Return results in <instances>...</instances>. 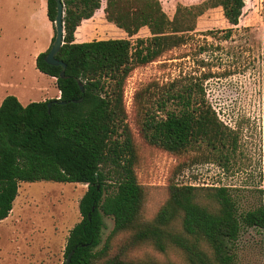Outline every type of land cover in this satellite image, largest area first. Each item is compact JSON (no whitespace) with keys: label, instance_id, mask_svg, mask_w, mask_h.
<instances>
[{"label":"trees","instance_id":"1","mask_svg":"<svg viewBox=\"0 0 264 264\" xmlns=\"http://www.w3.org/2000/svg\"><path fill=\"white\" fill-rule=\"evenodd\" d=\"M62 3L64 44L56 59L65 64L67 78L59 77L61 66L45 63L50 47L35 59L40 73L56 79L59 99L23 106L16 97L6 96L0 103V222L12 211L19 182L84 184L87 190L78 204L81 221L68 234L62 264L70 253L69 264H169L141 253L149 248L161 254L180 252L188 264H233V246L241 232L264 229V202L240 212L230 188L178 185L171 177L164 202L147 217L148 189L137 179L138 154L126 123L123 95L134 68L188 45L194 38L197 19L210 9L220 8L229 28L203 34L219 44L199 43V66L203 69L199 78L164 88L156 106L145 105L147 88L138 90L134 104L143 115V141L169 155L179 156L198 142L213 150L234 151L237 131L218 117L206 99L204 83L218 78L208 67V60H213L215 52H219V60H226L220 43L231 41L245 0L177 4L172 19L159 0H105V20L129 39L81 43L75 42L74 33L83 20L98 11L101 0ZM46 16L54 23L56 0H46ZM144 27L150 36L137 38L133 45L130 38ZM79 99L81 102H76ZM167 101L175 102L176 109L167 110ZM217 160L228 162L229 156L220 154ZM107 167L116 177L115 189L104 196ZM103 215L111 217L114 224L97 250Z\"/></svg>","mask_w":264,"mask_h":264},{"label":"rangeland","instance_id":"2","mask_svg":"<svg viewBox=\"0 0 264 264\" xmlns=\"http://www.w3.org/2000/svg\"><path fill=\"white\" fill-rule=\"evenodd\" d=\"M159 1L172 19L177 4L190 6L203 0ZM28 2L32 6L28 15L33 11L35 20L28 17L25 27L14 30L13 21L17 17L9 15L7 0H0V101L14 96L23 106L56 99L57 95L55 81L35 68L36 57L51 45L54 25L46 16L45 0H26L25 4ZM104 7L105 0H101L93 23H81L77 38L89 36L84 42L120 39L115 29L99 19ZM226 28L229 25L220 8L206 11L197 19L194 38L188 45L172 50L156 62L134 68L126 81L123 95L128 114L126 123L138 154L137 179L148 189L145 209L149 218L164 202L165 187L171 177L178 185L230 188L240 212L264 202V0H245L231 41L220 43L226 60L218 59L219 52L213 53V60H208V67L218 78L204 83L205 96L218 117L237 131L236 149L227 153L198 142L179 156H173L150 146L140 135L143 115L134 104L135 93L147 88L144 103L147 107L156 106L166 87L184 85L190 78L198 79L203 70L199 66V43L219 44L217 39L203 34ZM244 28L249 31L245 32ZM149 36L144 27L130 41L134 45L137 38ZM226 51L229 53L224 55ZM166 109H176V103L167 101ZM220 154H227L228 162L217 160ZM104 172L108 179L106 196L114 192L116 177L109 167ZM18 185L12 211L0 222V264H62L68 234L81 221L78 204L87 185L50 181ZM103 224L97 250L111 233L113 219L103 215ZM233 252V264H264V229L243 230ZM141 253L169 264H188L180 252L161 254L149 248Z\"/></svg>","mask_w":264,"mask_h":264},{"label":"crops","instance_id":"3","mask_svg":"<svg viewBox=\"0 0 264 264\" xmlns=\"http://www.w3.org/2000/svg\"><path fill=\"white\" fill-rule=\"evenodd\" d=\"M24 1V3H22ZM25 1L26 0H7V3L6 5L8 6V12H9V15L11 16L12 14H14V16H16L17 18L14 19V30H17L18 28L20 27H25V21L27 20V18L29 17L30 20H35V17H36V14L30 12L29 15H28V9L31 8L32 9V6L29 5V2L27 4H25ZM45 4H46V0H45ZM26 9H27V12H26ZM24 12V19L23 21L21 22V17L23 15ZM103 16L99 19H101L102 21H105L106 24L115 29V32H117L119 34V37L120 38H128L127 35L125 34V32H123L122 30H119V28L117 29V27H115L113 24L111 23H108L105 18H104V14H102ZM93 19H94V16H92L90 19H87V20H83L81 23L83 24H89V23H93ZM49 21V20H48ZM78 28V27H77ZM77 32L75 31L74 33V37H76V40L75 42L77 43H81V42H84L86 41V38L89 37V36H85V35H79V38H77ZM52 39V38H51ZM51 42V41H50ZM36 68V67H35ZM37 70V69H36ZM38 71V70H37ZM39 72V71H38ZM40 73V72H39ZM42 74V73H41ZM44 75V74H43ZM46 76V75H45ZM49 77V76H47ZM51 79V81H55L56 79L55 78H52V77H49ZM57 89V88H56ZM58 97H60V92L59 90L57 89V95H56V99H58ZM2 101V100H1ZM0 101V103H1ZM45 101V100H44ZM4 221V220H3ZM2 222V221H1Z\"/></svg>","mask_w":264,"mask_h":264},{"label":"water","instance_id":"4","mask_svg":"<svg viewBox=\"0 0 264 264\" xmlns=\"http://www.w3.org/2000/svg\"><path fill=\"white\" fill-rule=\"evenodd\" d=\"M63 10H64V6L62 3V0H56V16H55V20H54V40L50 46V49L48 51V53L46 54V56L44 57V61L45 63H47L50 66H61V71L59 73V77L61 79H65L67 78L65 76V64L59 60L56 59V55L58 54L61 46L64 44L63 42V38H64V27H63ZM79 88L80 90L83 92V85L79 84ZM76 102H81V99H79ZM48 108L50 107V103L47 104ZM93 210V209H92ZM72 253H70L66 260H65V264H69L70 263V259H71Z\"/></svg>","mask_w":264,"mask_h":264},{"label":"built area","instance_id":"5","mask_svg":"<svg viewBox=\"0 0 264 264\" xmlns=\"http://www.w3.org/2000/svg\"><path fill=\"white\" fill-rule=\"evenodd\" d=\"M58 99H59V97H58Z\"/></svg>","mask_w":264,"mask_h":264}]
</instances>
